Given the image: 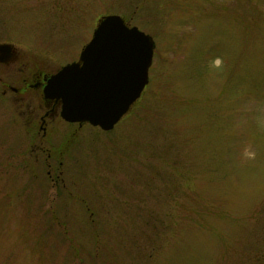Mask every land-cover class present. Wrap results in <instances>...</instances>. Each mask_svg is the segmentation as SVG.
<instances>
[{
	"label": "rangeland",
	"instance_id": "rangeland-1",
	"mask_svg": "<svg viewBox=\"0 0 264 264\" xmlns=\"http://www.w3.org/2000/svg\"><path fill=\"white\" fill-rule=\"evenodd\" d=\"M109 15L153 38L148 85L111 131L44 135L41 93L2 91ZM0 44V264H264V0H0Z\"/></svg>",
	"mask_w": 264,
	"mask_h": 264
},
{
	"label": "water",
	"instance_id": "water-1",
	"mask_svg": "<svg viewBox=\"0 0 264 264\" xmlns=\"http://www.w3.org/2000/svg\"><path fill=\"white\" fill-rule=\"evenodd\" d=\"M153 38L129 27L117 15L103 17L79 62L64 66L44 89L46 99L62 102V118L111 131L140 99L149 83ZM14 47L0 44V63H9Z\"/></svg>",
	"mask_w": 264,
	"mask_h": 264
},
{
	"label": "flooded vegetation",
	"instance_id": "flooded-vegetation-1",
	"mask_svg": "<svg viewBox=\"0 0 264 264\" xmlns=\"http://www.w3.org/2000/svg\"><path fill=\"white\" fill-rule=\"evenodd\" d=\"M18 59L19 58L17 57V54L15 53V56H14L12 61H10L9 63H0V64L5 65V66H9L12 63L17 62ZM24 67H25V71H26V66L24 65ZM18 71H20V73L22 75H24L23 74L24 69H19ZM59 71L60 70H58L56 73H58ZM56 73L49 75V74L43 73L42 71H38V72L34 71L33 73H31L32 74L30 76L31 78L28 76L27 78L22 79L21 84L18 87L8 86V88H6L2 91V96H4V97L7 96L9 91L15 95H18L19 97L15 98L14 101L17 102L22 108H23V106H27L28 108L31 107V103L26 104V100H27L26 95L28 94L26 88H28L30 91L38 92V94H39V92L41 93V95L40 94H39V96L37 95V98L40 97L41 104H39V108H37V109L35 108V110H37L39 112L38 114H40L39 120L41 122V130L44 132V135H46L48 121L55 119L58 116L62 120H64L61 116V111H62L61 100L46 99L45 94H44V89L47 85L48 80L53 75H55ZM22 91H24V94H22ZM68 123H70V122H68ZM70 124H78V125L82 126V125L88 124V123H70Z\"/></svg>",
	"mask_w": 264,
	"mask_h": 264
}]
</instances>
